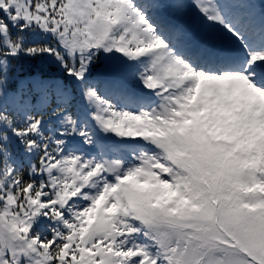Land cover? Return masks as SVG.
<instances>
[{"label": "snow or ice", "instance_id": "obj_1", "mask_svg": "<svg viewBox=\"0 0 264 264\" xmlns=\"http://www.w3.org/2000/svg\"><path fill=\"white\" fill-rule=\"evenodd\" d=\"M0 264H264V0H0Z\"/></svg>", "mask_w": 264, "mask_h": 264}]
</instances>
